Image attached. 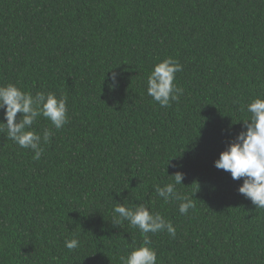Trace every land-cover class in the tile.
<instances>
[{"label":"trees","instance_id":"obj_1","mask_svg":"<svg viewBox=\"0 0 264 264\" xmlns=\"http://www.w3.org/2000/svg\"><path fill=\"white\" fill-rule=\"evenodd\" d=\"M168 57L184 95L161 108L147 77ZM9 83L67 96L70 122L38 118L54 132L39 160L0 129V264H124L143 237L112 224L117 203L173 223L148 234L157 264H264V209L214 166L264 99V0H0ZM178 171L188 215L155 193Z\"/></svg>","mask_w":264,"mask_h":264},{"label":"clouds","instance_id":"obj_2","mask_svg":"<svg viewBox=\"0 0 264 264\" xmlns=\"http://www.w3.org/2000/svg\"><path fill=\"white\" fill-rule=\"evenodd\" d=\"M183 70L178 59L168 57L154 65L147 77V94L161 108H168L184 95V89L176 83V74ZM112 72V87L118 86V74ZM67 96L53 92H38L33 96L17 85L9 83L0 86V111L4 114V122L0 129L6 130L7 139L12 140L23 149L35 153L33 159L39 160L44 152L42 144H48L54 135L52 129H44L42 135L32 131V126L41 116L49 120L52 126L61 130L70 122ZM250 119L244 120L245 130L241 131L219 159L214 163L218 170L231 174L233 180H241L243 184L238 189L246 199H250L257 209H264V99L254 98L246 105ZM20 114L19 120L17 116ZM170 177L174 182L163 187L155 186V193L165 202L179 201V213L188 215L194 208L192 199L182 194L176 188L183 185L185 174L176 172ZM140 231L143 243L134 248L126 257H121L124 264H157L158 254L151 245L149 233L167 232L172 238L176 237V228L170 220L159 213L150 212L144 204L129 207L117 203L113 209L114 226H120L122 221ZM79 241L75 238L65 241V247L75 250Z\"/></svg>","mask_w":264,"mask_h":264}]
</instances>
